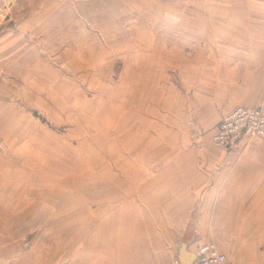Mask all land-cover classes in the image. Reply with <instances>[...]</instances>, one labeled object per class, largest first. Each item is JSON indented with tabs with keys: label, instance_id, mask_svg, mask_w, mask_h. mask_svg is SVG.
Returning <instances> with one entry per match:
<instances>
[{
	"label": "crops",
	"instance_id": "obj_1",
	"mask_svg": "<svg viewBox=\"0 0 264 264\" xmlns=\"http://www.w3.org/2000/svg\"><path fill=\"white\" fill-rule=\"evenodd\" d=\"M69 2L0 0V264H53L56 258L39 254V221L63 213L68 220H100L99 264H172L182 245L196 255L204 244H214L232 264H264V140L229 150L214 143L218 124L234 109L264 110V0L229 5L244 13L238 21L209 16L206 25L217 29L223 22L231 34L202 38L212 46L180 62L182 87H164V104L180 116L149 120L146 160L132 170L130 194L120 178L98 185L89 178L82 201L76 180H60L50 164L59 149L42 142L44 127L34 115L44 92L53 102L59 98L55 59L73 68L77 56L91 59L70 47L60 53L59 36L39 37V28L75 24L61 20ZM45 44L55 50L49 54ZM134 60L133 69L143 70L140 54ZM133 139L140 150V137ZM53 194L67 196L66 204ZM46 232L74 235L70 227ZM88 259L84 264H92Z\"/></svg>",
	"mask_w": 264,
	"mask_h": 264
},
{
	"label": "rangeland",
	"instance_id": "obj_2",
	"mask_svg": "<svg viewBox=\"0 0 264 264\" xmlns=\"http://www.w3.org/2000/svg\"><path fill=\"white\" fill-rule=\"evenodd\" d=\"M69 3V12H61V20L75 24L39 28V37L51 42L52 37L59 36L64 41L58 45L60 53L70 47L77 55L85 53L91 59L77 56L72 61L74 68L68 66L67 60L53 61L61 71L59 98L53 102L48 97L50 93L44 92V106L39 108V115L46 120L45 123L39 119L44 127L39 130L43 131L42 142L59 149V155L49 158L50 164L58 167L60 180H76L80 201L89 178L97 181L96 185L100 180L115 182L120 178L128 194L133 168L146 160L149 120L162 123L170 116H180L178 108L164 104V87H182L180 62L190 59L197 48L212 46L204 44L202 38L231 34L220 21L243 19L242 11L229 7L243 4V0H70ZM186 4L189 6L184 11ZM212 6L221 8L210 11ZM213 15L215 20L221 19L220 28L206 25ZM232 31L235 35L237 29ZM55 46L45 44V51L50 54ZM138 54L143 60V70L133 69V59ZM138 136L140 150L133 149V137ZM51 196L65 204L68 200L64 194ZM63 215L66 217L59 220L39 221V254L44 253L50 260L56 258L53 264H84L88 257L92 264H99L100 220L87 222L79 217L68 220L67 214ZM68 227L74 235L46 234L51 229ZM42 229L44 233L40 234ZM160 255L163 258L164 254ZM172 264H178L174 254Z\"/></svg>",
	"mask_w": 264,
	"mask_h": 264
},
{
	"label": "built area",
	"instance_id": "obj_3",
	"mask_svg": "<svg viewBox=\"0 0 264 264\" xmlns=\"http://www.w3.org/2000/svg\"><path fill=\"white\" fill-rule=\"evenodd\" d=\"M0 25V32H1ZM264 138V110L238 107L225 115L216 128L215 145L222 150L239 148L254 139ZM179 264V262L177 261ZM195 264H232L214 244H204L196 251Z\"/></svg>",
	"mask_w": 264,
	"mask_h": 264
},
{
	"label": "water",
	"instance_id": "obj_4",
	"mask_svg": "<svg viewBox=\"0 0 264 264\" xmlns=\"http://www.w3.org/2000/svg\"><path fill=\"white\" fill-rule=\"evenodd\" d=\"M179 264H195L196 255L187 252V247L182 245L179 250Z\"/></svg>",
	"mask_w": 264,
	"mask_h": 264
},
{
	"label": "trees",
	"instance_id": "obj_5",
	"mask_svg": "<svg viewBox=\"0 0 264 264\" xmlns=\"http://www.w3.org/2000/svg\"><path fill=\"white\" fill-rule=\"evenodd\" d=\"M34 115L36 116V117H38L40 120H42L43 122H45L46 123V120L45 119H43L40 115H39V113L38 112H34Z\"/></svg>",
	"mask_w": 264,
	"mask_h": 264
},
{
	"label": "bare ground",
	"instance_id": "obj_6",
	"mask_svg": "<svg viewBox=\"0 0 264 264\" xmlns=\"http://www.w3.org/2000/svg\"><path fill=\"white\" fill-rule=\"evenodd\" d=\"M142 43V42H141ZM141 45V44H140ZM132 83V82H131ZM102 86V85H101ZM116 87V86H115ZM128 87V86H127Z\"/></svg>",
	"mask_w": 264,
	"mask_h": 264
}]
</instances>
